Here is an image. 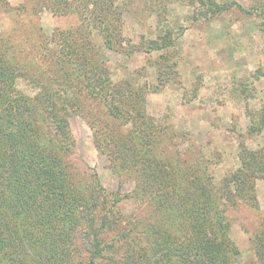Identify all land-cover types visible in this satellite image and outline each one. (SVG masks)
<instances>
[{"label":"rangeland","instance_id":"1","mask_svg":"<svg viewBox=\"0 0 264 264\" xmlns=\"http://www.w3.org/2000/svg\"><path fill=\"white\" fill-rule=\"evenodd\" d=\"M232 1L253 14L232 9L206 20L199 17L203 8L198 0H114L121 15L118 19L108 13L112 23L107 34L115 43L107 48L102 25L86 29L89 13L84 0H0V54L11 47L18 66L28 64L18 77L19 87L25 90L30 71L37 68L46 48L51 52L41 57L42 69H58V38L53 42L51 38L54 33L59 36L57 30H68L69 52L86 46L90 66V53L98 52L111 80L107 94L115 95L123 117L135 110L124 124L73 89L70 98L76 99V105L67 117L74 145L62 155L77 186L99 182L110 203L120 197L117 206L109 209L113 219L102 242L112 244L118 236H126L118 253L129 237L156 248L160 233L169 229L158 222L157 202L151 206L147 195L141 194L149 182L143 180L141 186L139 172L116 168L122 162L119 136L131 138L136 129L145 128L147 134L156 135L155 151H161L157 156L173 163L174 169H168L173 182L179 173L185 175L184 194L204 190L226 205L228 243L240 252L238 264H264L256 251L258 246L264 248V126L249 132L252 119L260 120L264 106V0H215ZM54 8L61 13H54ZM167 31L174 39L169 53L150 50L151 41ZM161 53L171 58L167 64L176 69L160 84L155 61L164 60ZM163 174L164 170L158 176ZM229 194L233 203L226 201ZM120 218L123 223L116 224ZM135 224L139 230L132 228ZM111 255L106 251L103 264H111Z\"/></svg>","mask_w":264,"mask_h":264},{"label":"trees","instance_id":"2","mask_svg":"<svg viewBox=\"0 0 264 264\" xmlns=\"http://www.w3.org/2000/svg\"><path fill=\"white\" fill-rule=\"evenodd\" d=\"M198 1L203 8L199 17L206 20L232 9L253 14V10H246L235 1L224 4ZM83 5L89 13L86 29L97 30L102 25L106 30L103 45L113 48L115 39L107 34L112 23L108 13L119 19L121 9L114 0H84ZM53 11L61 13L57 8ZM56 32L59 36L54 33L51 39L53 42L58 38L55 40L58 69H42L45 63L41 57L51 52L46 48L39 56L40 63L33 62L37 68L30 71L25 90L19 87L18 77L28 64L18 66L19 59L10 52L11 47L0 54V264H103L106 251L115 255L109 258L111 264H238L240 252L228 243L230 222L226 205L204 190L201 194H184L185 175L179 173L177 182H173L168 170L174 169L173 163L157 156L161 151H155L156 135L147 134L145 128L136 129L131 138L119 136L122 162L116 168L139 172L141 186L143 180L149 182L141 194L147 195L151 206L157 202L158 222L167 224L169 229L160 233L161 241L156 248L129 237L123 252L118 253L126 236H118L112 244L102 243L113 219L109 209L115 208L121 199L116 196L110 203L111 197L99 182L80 187L72 181L62 159L74 145L67 116L71 115L69 109L76 105V99L70 97L73 89L81 91L101 104L110 117L124 124L135 110L126 111L124 118L115 95L107 94L111 80L98 52L90 53L93 59L90 66V50L79 46V50L69 52L68 30ZM45 40L50 41L48 37ZM173 46L174 39L167 31L151 41L149 49L169 53ZM170 59L155 61L160 84L165 75L176 69L167 64ZM141 110H137L136 117H140ZM263 126L264 106L260 120L252 119L249 132H258ZM154 133L158 135V131ZM162 170L164 174L158 176ZM230 195L226 201L233 203ZM182 203L188 207L181 206ZM120 223L121 218L116 220V224ZM135 227L140 229L138 224L132 228ZM256 251L264 259V248L258 246Z\"/></svg>","mask_w":264,"mask_h":264}]
</instances>
